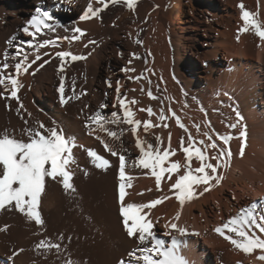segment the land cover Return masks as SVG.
Here are the masks:
<instances>
[{
    "label": "bare ground",
    "instance_id": "1",
    "mask_svg": "<svg viewBox=\"0 0 264 264\" xmlns=\"http://www.w3.org/2000/svg\"><path fill=\"white\" fill-rule=\"evenodd\" d=\"M38 1L13 0L10 6L19 10L14 20L19 23L21 20L28 19ZM171 1L177 8H175V14L173 13L174 16L171 13L167 14V11L171 12V9H168L169 0H145L142 16L143 19H146V30L143 44L139 49L147 53L148 60L147 62H138V65H131L127 63L129 56L125 60L114 59L113 64L118 71L117 74L115 73L112 96L110 95L111 98L108 102L102 103L107 105L106 109H102L103 105L98 106L101 108L102 114L106 115L116 111L123 119V113L116 101L115 89L119 82L121 96L126 94L128 100L135 98L137 101L136 104L130 105L135 113L134 118L141 121L148 120L147 111H140V109L151 107L155 113L151 117L152 123L159 125L158 127H152L145 133L143 125H141L138 132L133 133L132 126L125 123L115 124L116 127L113 131L120 133L123 130V135L119 140H116L108 136L107 131L95 123L91 127L86 126L89 123L88 118L91 116L90 109L87 110L83 119L81 117L79 119L78 113L77 115L66 114L67 110L65 111L58 98L49 91L46 94L37 93V105L27 101L28 113L39 123L42 122L49 128L59 126L69 139L74 138L76 144H79L80 155L75 156V163L69 166L76 180L83 178L80 177L79 170L81 165H86L90 158L87 154L89 148H95L96 150H94L99 155L110 162L111 166L104 175L107 192L104 202L107 206L104 207L103 215L96 210L94 217L96 223H89L85 215L87 203L85 194L89 186L85 181H82L84 178L78 181L80 189L75 187L74 193L65 192L60 185H57L56 183L60 182L59 178L56 182L48 179L42 203L44 208L52 213L43 230L51 243L60 244L61 251L57 252L55 248L50 250L46 248L47 251L43 255L41 254L42 256L36 257L29 252V249L25 248L24 244L18 243L12 232H8L0 225V264H65L63 257L68 253L76 258L78 264H120L122 259L127 260L128 253L138 247V241L136 238L128 236L121 215L118 192L119 155L125 156V172L127 176L131 177V187L126 188L125 205L146 204L151 200L166 196L168 199L163 200L150 210H142L143 213H146V219L153 223V231L169 244L170 237L161 234L168 231L165 225L170 222L186 227L190 233H199L198 236L189 235L187 247L182 249V255L190 264H264V261L257 258L264 255L259 249L251 254H245L215 232L216 227L238 215L245 207L254 202L264 201V40L256 35L253 29H249L247 32L239 31L244 27V22L241 19L242 12L240 8L233 6V3L231 6H226L221 12L218 10L219 8L215 7V10L210 12L212 17L209 21H207L208 19L203 20L195 12L185 22L178 19L182 16L183 4L187 0ZM243 1V4L246 5L244 9L257 14L258 21L264 25V0ZM208 3H212V1ZM74 12H78V9H74ZM86 23L88 27L98 26L96 21ZM138 26L139 24L136 23L130 32L134 37ZM201 30L207 37L208 48L198 50V53L195 54L196 60L190 57L186 61L190 67L196 64L194 66L196 75L192 77L191 73L186 70L187 63L183 64L182 60L185 51L192 45V37ZM4 40L0 42L1 64L5 62V53L11 58L15 51L14 46L6 44ZM132 48L137 49L134 43ZM179 58L180 60H178ZM198 59L206 67L199 65ZM9 60L7 63L11 65ZM28 61H30L29 56ZM125 67L134 68L135 72L125 73L122 71ZM12 69L10 66L5 75L15 73V68L14 72ZM146 69L147 71H145ZM141 72H144L148 79L131 80L130 84L127 83L129 76L135 77ZM32 73V69L29 68L28 73L21 74L18 77L21 84L25 82L31 87L34 79ZM149 79L152 81L151 85L148 83ZM157 85H159V89H157ZM141 88L144 89L143 92H141ZM149 88L160 99H151L147 94ZM30 97H32L31 94ZM94 97L102 96L95 94ZM91 99L92 97L89 98V101ZM161 100L165 115L171 116L169 112V108H171L181 118V122L187 127L188 132L176 124L175 118H170L165 122L158 120L162 106ZM113 104H116L115 108H113ZM236 111L243 119L237 128L232 129L229 125L237 122ZM5 119L6 114L1 111L0 125L4 124ZM13 121L16 124L20 123L15 117H13ZM163 123H167L168 127L165 128ZM107 124L104 125L105 128ZM197 124L200 125L199 132L195 127ZM209 124L210 127H208ZM98 128L103 134L97 133L95 136L99 137L97 140L93 134ZM244 128H246L247 137L244 155L241 156L240 148L245 141L240 137V131ZM205 131L209 132L218 144H222L218 138L220 135L232 137L229 142L232 152L229 167L226 170H220L224 178L218 185L181 206L174 192L169 191L171 183L176 179V174L173 175L172 181L167 180L166 174L158 191L155 178L150 175L149 170L135 166L134 162L140 155L139 149L136 147V139L139 136L146 144L155 145L156 137L160 136L164 147H167L169 133H171V148L175 149V155L169 157V162L179 161L183 165L186 160L180 147L181 137L184 138L186 146L189 132L196 141L204 140L205 144L211 143L203 135ZM105 143L114 148L117 155L113 156L110 151L105 149ZM81 146H85L84 151ZM198 146L203 147L202 145ZM213 152H215L214 149L208 151L209 157ZM212 162L215 163L214 160ZM198 164L199 162L194 159L192 167L195 168ZM168 166L169 164L166 163L165 167ZM183 172L184 169L181 167L179 174H183ZM202 187H198L197 192ZM62 194H65L66 198H63ZM84 196L86 197L84 198ZM63 201H67L68 206L72 207V211L67 215H64L66 213H64L63 204L65 202L63 203ZM75 205L79 207L76 209ZM258 212H264V206L259 208ZM177 213L180 215L179 221L174 219ZM252 231L264 238V233H260L258 229L253 228ZM229 234L233 238H237L234 233ZM61 237L63 238L61 239Z\"/></svg>",
    "mask_w": 264,
    "mask_h": 264
},
{
    "label": "snow or ice",
    "instance_id": "2",
    "mask_svg": "<svg viewBox=\"0 0 264 264\" xmlns=\"http://www.w3.org/2000/svg\"><path fill=\"white\" fill-rule=\"evenodd\" d=\"M103 4V8H94L91 3L88 4L87 9L79 17L81 21L98 18L100 13L108 7V0H99ZM112 4L121 2V0H110ZM124 3L131 9L136 3V0H123ZM244 22V27L240 32H247L253 29L255 34L264 40V25L257 19V14L249 12L244 9V5H239ZM55 18L47 11L37 9V15L33 16L29 22V26L23 28V32L35 37L42 29L53 30V25L48 21H53ZM58 23V21H57ZM30 28H35V32L30 31ZM77 33L79 35H77ZM85 35L84 30L79 27L73 29L71 37L65 36L57 38L68 40L71 43L73 40H80ZM239 38V37H238ZM141 43L140 41H137ZM88 43L94 44L95 41ZM88 43L84 47H88ZM20 45H27L28 47L39 48L47 47L49 45L58 46L57 40H44L42 43L33 45L32 41H21ZM20 45H17L12 54V58H20L15 67V73H8L5 71L10 67L7 63L8 54H4V63L0 64V85L8 92L10 98L19 99L18 92L22 87L18 77L23 73H28L29 68L36 61L41 59L40 55H36L35 60L30 63L28 61V53ZM47 55V53H45ZM61 60L60 71L63 72L65 65L69 58L71 62L86 59L85 56L75 55L69 51H58L56 53ZM135 57V54H133ZM139 58V57H136ZM47 63V61H45ZM132 61H129L131 64ZM39 67H44L40 64ZM123 72H135L134 68L125 67ZM147 71V69L145 70ZM35 74V73H32ZM129 80L148 79L144 73L138 76H129ZM148 83L151 85L152 81L149 79ZM109 86H111L109 82ZM121 85L117 82L116 86V101L119 103L120 109L123 113V119L118 112L113 111L108 114H102V111H97L91 115L86 125L91 127L93 123L99 126L104 131H107L108 136L120 139L123 135V130L120 133L109 131L104 127L107 123L121 124L125 123L132 126L133 133H137L141 125H143L144 132L147 133L152 127H158L152 123L151 117L155 115L153 109H140V111H147L149 119L141 121L135 119V113L130 108V105L136 104L135 98L128 100L126 94L122 97L120 93ZM159 89V85H157ZM60 102L66 104L72 98L65 95V83L62 79L59 86ZM144 89L141 88V92ZM148 96L153 100L160 99L154 95L151 88L148 90ZM2 95V94H0ZM160 114L158 120L165 122L170 118H175L176 124L188 132L187 127L181 122V118L169 108L171 116H166L163 108V101L161 100ZM22 107V105H21ZM116 104H113V108ZM107 105H103L102 109H106ZM237 122L229 125L230 128L235 129L239 122L243 119L238 111H236ZM163 126L168 127L167 123ZM199 132L200 125H195ZM210 127V124L208 125ZM29 137L28 142L15 139L7 133L0 134V210L6 209L8 206H14L16 210L24 214L27 219L34 221L37 225H43L44 220L41 212L39 211L41 196L46 189V181L48 179L59 181L65 192H75L76 189L72 183L74 173L70 170L69 166L75 163L73 157V148L76 147L75 139H69L59 126L47 127L42 122L35 128L26 130ZM211 143L205 144L204 140L196 141L191 133H188V143L185 145L184 138L181 137L180 147L185 154L186 163L181 165L179 161L169 162V157L175 155V149L171 148V133H169V143L164 147L163 140L160 136L156 137L157 143L155 145L147 143L137 136L136 147L139 149L140 155L134 162L136 167L147 169L150 175L155 178L157 190L161 188V182L167 174V180L172 181V177L176 174V179L171 183L169 191L174 192L176 199L180 205L183 206L186 202L196 198L197 195H203L208 192L212 187L218 185L223 180L221 169L226 170L229 167L232 152L229 142L232 139L228 135H220L218 138L222 144H218L209 132L203 133ZM240 137L244 139L245 143L241 145L240 155H244V147L246 146L247 132L246 128L240 131ZM99 139V137H97ZM198 145H202L200 147ZM105 149L110 151L113 156L117 155L114 148L110 147L107 143L104 144ZM215 150L212 156L209 157L208 151ZM88 156L91 158L95 167L107 170L111 165L110 162L103 156L99 155L94 150H88ZM199 162L198 166L193 168V160ZM215 161L213 163L212 161ZM169 164L165 167V164ZM183 167V174L180 169ZM126 158L124 155H119V200L121 203V215L126 232L130 238H136L138 247L128 253L127 260L122 259L120 264H190V262L182 255V249L187 247V237L189 235H199V233H190L186 227H181L178 223L170 222L166 224L165 228L168 231L161 235L170 237V244L161 239L154 231L153 223L146 219V213L143 209H151L152 207L160 204L163 200L168 199L166 196H161L158 199L149 201L146 204H127L125 205L126 188L131 187V177L126 175ZM85 174H87L85 172ZM203 186L199 192L197 188ZM150 191V190H149ZM264 206V201L259 203H252L250 206L245 207L241 212L230 218L221 226L215 228L217 232L224 239L230 241L236 249H239L245 254H251L259 249L264 253V238L257 235L252 231L253 228L258 229L260 233H264V212H258V209ZM179 221L180 215L177 213L174 218ZM131 221V223H129ZM175 233V234H173ZM229 233H234L237 238H233ZM138 234V235H137ZM63 237H61L62 239ZM183 238V239H182ZM38 247L52 249L55 248L57 252L61 251L59 243L53 244L50 241L41 240ZM259 260L264 261V255L257 257ZM71 264V261H69Z\"/></svg>",
    "mask_w": 264,
    "mask_h": 264
},
{
    "label": "rangeland",
    "instance_id": "3",
    "mask_svg": "<svg viewBox=\"0 0 264 264\" xmlns=\"http://www.w3.org/2000/svg\"><path fill=\"white\" fill-rule=\"evenodd\" d=\"M12 1L13 0H0V42L5 39L4 42L6 44L9 43L11 46L16 48L17 45H20L21 41L31 40L33 45H36L42 43L44 40H57L58 46L49 45L37 50L35 47L20 45L28 53V56L30 57L29 62L35 60L36 55H40L41 59L36 61L35 64L31 65L30 69H32V72L35 73L33 74L34 79L32 80V86L30 87L24 82L18 92V100L10 98L8 92H6L4 87L0 85V94H2L0 95V112L3 111L4 114H6L4 124L0 125V134H3L4 131L7 130V133L10 136L13 135L15 139L28 142L29 137L26 130L37 127L39 122L28 113V110L26 109L27 101L37 105V93L41 92L46 94V92L49 91L55 95L60 102V94L58 89L62 79L65 83V95L72 97L68 103L62 104V106L65 108V111L67 110L66 114L71 113L72 115H77L78 113L77 116L79 119L80 117L83 119L87 114V110L90 109L91 115H93L98 110L101 111V108L98 106L108 102L112 96L114 90V79L118 71L114 67L115 65L113 64V60H125L129 56L127 63H129L128 61L131 60V65H138V62H147L148 60L147 53L142 50L140 51L139 49V47L143 44V38L146 30V19H143L142 16L143 4L145 0H136L135 5L131 9L126 3L123 2V0L116 4H112L110 0H108V7L100 13L98 18H92L85 21H81L79 17L87 9L89 3H91L94 8L104 7L103 4L99 2V0H39L35 4L36 6L34 5V10L29 14V18L26 20H21L19 23L14 20L19 13V10L10 6ZM209 1H212V3H208ZM242 1L243 0H187L183 4V13L181 18L178 20H183L186 22L192 17L193 13L196 12L197 15H199L203 20L208 19L207 21H209V19L212 17L210 12L215 10V7L219 8L218 10L221 12L226 6H231L233 3L232 5L239 9V5L244 3V1ZM168 7L169 10L171 9V12L167 11V14L171 13L174 16L177 8L173 6L172 1L170 2V0ZM37 9L49 12L55 18V20L48 21V23L53 25V30L50 31L48 29H42L40 33H37L36 36L33 37L24 33L22 30L24 27L29 26L31 18L37 15ZM74 9H78V12L73 13ZM89 21H96L98 26L88 27L86 22ZM136 23H138L139 26L134 37L130 32ZM75 27H79L85 32V35L82 36L80 40H73L71 43H69L68 40L57 39L63 38L65 36L71 37ZM30 31L35 32V28H30ZM77 35L79 34L77 33ZM206 39L207 37L203 30L199 31V33H196L191 39L192 45L185 51L183 55L184 59H181L183 64L187 63L186 70L188 73H191L192 77L196 75L194 72V66L196 64L190 67L186 61H188L190 57L193 58V60H196L197 58H195V54L198 53V50H206L208 48V45H206ZM89 41H95V43L90 44L88 43ZM137 41H140L141 43H138ZM86 43H88L87 48L84 47ZM133 43L136 45L137 49L132 48ZM58 51H69L75 55L85 56L86 59L71 62L69 58L65 65L64 71L61 72L59 70L61 60L58 56H56ZM45 53H47V55H45ZM132 54H135V57ZM18 58L13 59L12 55L11 58H8V60L10 59L9 62L11 63V68H13V72L15 68L14 65L20 59ZM175 58L177 59L176 56ZM178 60H180V58ZM45 61H47V63H45ZM198 62L199 65L206 67L204 66L205 64L199 59ZM40 64H44V67H39ZM109 82L111 86H109ZM130 82L132 81L127 78V83L130 84ZM30 94L32 97H30ZM95 94H100L102 97L95 98ZM90 97H92L90 100L91 102L89 101ZM12 116L18 119L20 123L16 124L13 121ZM115 127V124L112 123H108L106 125V128L110 131H113ZM97 133L103 134L100 133L99 128L96 133L93 134V136L95 137ZM95 139L98 140L97 137H95ZM78 148L79 144H76V147L73 149V157L80 155ZM81 149L84 151L85 146H81ZM94 149L95 148H91V150ZM75 150L78 152H75ZM88 150H90V148ZM81 166L82 167L79 170L80 177H83L84 179L81 178L83 179L82 181H85L89 186V188L87 187L88 190L85 194L87 196V200L85 199L87 202L85 215L89 223H96L94 218L96 210H98L97 212H99V214L101 213L103 215L104 207L107 206L104 202L105 197L107 196L104 175H106L105 173L107 171L97 167L95 168V165L92 163L90 158L86 165L83 164ZM82 172L83 175L81 176ZM85 172L87 174H85ZM75 180L76 178H73L72 183L74 184V187H78V189H80L78 184V181L80 180L78 179L76 182ZM56 184L62 187L60 182H57ZM64 195L65 194H62V197L66 198ZM86 196H84V198ZM43 197L44 194L41 196L39 206V211H43L41 212L42 218L44 219L43 225H37L34 221H30L24 214L16 210L14 206H8L6 209L0 210L1 227L8 230L10 233L12 232L16 236L18 243L24 244L25 248L29 249L30 251H28L36 257L42 256L45 251H47L46 248L38 247L40 241H50L47 239L48 237L43 229L46 227L51 217L52 211L48 212L46 208H44L42 203ZM64 202L66 203L67 201H63V203ZM65 203L63 204L65 208L64 213H66L64 215H67L70 211H72V207L68 206V202L66 204ZM75 206H77L76 209L79 207L78 205ZM73 257L74 256L69 253L66 254L63 257L65 264H69V261H71V264H78L76 258Z\"/></svg>",
    "mask_w": 264,
    "mask_h": 264
}]
</instances>
